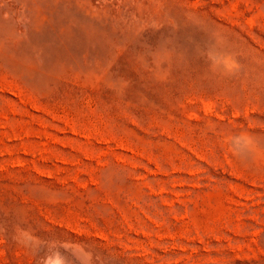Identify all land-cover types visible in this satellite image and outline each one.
Here are the masks:
<instances>
[{
    "label": "rangeland",
    "instance_id": "374dc122",
    "mask_svg": "<svg viewBox=\"0 0 264 264\" xmlns=\"http://www.w3.org/2000/svg\"><path fill=\"white\" fill-rule=\"evenodd\" d=\"M0 264H264V0H0Z\"/></svg>",
    "mask_w": 264,
    "mask_h": 264
}]
</instances>
